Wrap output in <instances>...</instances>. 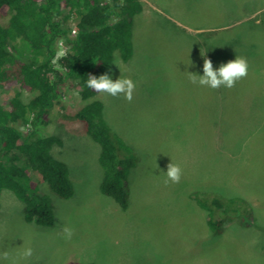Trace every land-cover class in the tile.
Returning <instances> with one entry per match:
<instances>
[{"label":"rangeland","instance_id":"374dc122","mask_svg":"<svg viewBox=\"0 0 264 264\" xmlns=\"http://www.w3.org/2000/svg\"><path fill=\"white\" fill-rule=\"evenodd\" d=\"M150 1L159 9L136 18L133 58L118 56L105 72L134 81L132 101L95 98L112 131L133 148L129 208L101 192L99 146L74 118L90 101L72 81L41 134L63 140L54 153L70 169L75 196L62 199L39 185L56 215L53 227H43L27 222L24 204L4 190L0 264H264V0ZM237 56L246 58L248 75L233 88L202 87L187 75H203L205 58L218 69ZM18 92L25 102L35 97L8 85L0 87V105L11 109ZM172 162L182 176L166 184ZM192 195L241 198L245 222H227L223 234H213ZM64 226L73 230L70 240Z\"/></svg>","mask_w":264,"mask_h":264},{"label":"trees","instance_id":"16d2710c","mask_svg":"<svg viewBox=\"0 0 264 264\" xmlns=\"http://www.w3.org/2000/svg\"><path fill=\"white\" fill-rule=\"evenodd\" d=\"M145 9L142 0H0V87L19 85L35 94L25 102L22 94L16 93L9 110L0 105V210L3 191L8 190L24 204L27 222L53 227L52 199L40 195L39 185H47L62 199L75 196L70 169L54 153L55 146L64 145L63 140L41 134L63 97L64 87L72 81L82 98L90 101L74 118L99 146L101 192L123 210L129 208L133 148L112 132L105 120L104 103L95 99L100 93L88 88L87 80L90 75H105L118 56L124 62L133 58V25ZM6 18L3 23L1 19ZM71 18L76 20L75 31L68 26ZM61 39L69 46V54L60 61L64 71L52 63ZM19 124L27 129L22 130ZM124 149L128 151L125 155ZM33 177L40 184H35ZM191 198L207 211L213 234H223L227 222H245L247 211L242 205L246 202L241 198L231 202Z\"/></svg>","mask_w":264,"mask_h":264},{"label":"clouds","instance_id":"9594fccd","mask_svg":"<svg viewBox=\"0 0 264 264\" xmlns=\"http://www.w3.org/2000/svg\"><path fill=\"white\" fill-rule=\"evenodd\" d=\"M75 35V33H73ZM68 52L65 47L63 39L59 40L56 44L55 57L52 60L53 65L57 70L64 71L58 61L64 58ZM190 81L193 84H199L202 87H210L212 89H219L221 86L226 88H233L237 81L245 78L248 75V62L246 58L239 57L234 61L221 64L218 69H214L213 63L210 59L205 58L203 63V75L187 73ZM87 87L98 92L107 93L113 97L123 95L124 98L131 102L133 99V93L136 88V84L130 78H124L121 76L115 81L107 74L101 75L98 78L96 76H88ZM182 176V169L175 163L167 165V173L165 183L169 181L172 183H179ZM62 233L65 238L70 240L73 235V230L67 226L62 228ZM4 258L7 259L8 253L5 252ZM24 257H30L32 255V249L27 248L23 253Z\"/></svg>","mask_w":264,"mask_h":264},{"label":"crops","instance_id":"0c3cea01","mask_svg":"<svg viewBox=\"0 0 264 264\" xmlns=\"http://www.w3.org/2000/svg\"><path fill=\"white\" fill-rule=\"evenodd\" d=\"M143 2H144V4H145V6H146V9H145V11H144V13L147 11V9L149 10V9H151V10H157V9H159L158 7H152V6H156L155 5V3L154 2H151L150 0H142ZM153 1H155L156 2V0H153ZM157 8V9H156Z\"/></svg>","mask_w":264,"mask_h":264},{"label":"bare ground","instance_id":"6f19581e","mask_svg":"<svg viewBox=\"0 0 264 264\" xmlns=\"http://www.w3.org/2000/svg\"><path fill=\"white\" fill-rule=\"evenodd\" d=\"M207 29V28H206ZM67 45V44H66ZM252 47V46H251ZM79 131V130H78ZM113 132V131H112ZM110 134H111V132H110ZM113 134V133H112ZM125 153H127V152H125ZM60 158V157H59ZM64 161V160H63ZM65 162V161H64ZM21 214V213H20ZM63 220V219H62ZM64 220H65V218H64ZM67 221V220H66ZM64 222V221H63ZM79 230V229H78ZM81 230V229H80ZM77 233H78V231H77ZM90 245V244H89ZM90 247V246H89ZM40 255V254H39ZM38 255V256H39ZM37 258V257H36ZM64 263V262H63ZM93 264V263H92Z\"/></svg>","mask_w":264,"mask_h":264},{"label":"built area","instance_id":"2783aa9c","mask_svg":"<svg viewBox=\"0 0 264 264\" xmlns=\"http://www.w3.org/2000/svg\"><path fill=\"white\" fill-rule=\"evenodd\" d=\"M73 31H75V28L73 29ZM63 41H64V43L66 42L65 40H63ZM66 55H67V54H66ZM61 59H62V58H61ZM61 59H60V60H61ZM60 60H59V61H60ZM59 61H58V64H59Z\"/></svg>","mask_w":264,"mask_h":264}]
</instances>
